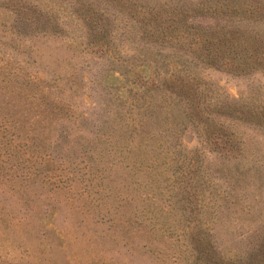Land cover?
Instances as JSON below:
<instances>
[{"label": "rangeland", "instance_id": "1", "mask_svg": "<svg viewBox=\"0 0 264 264\" xmlns=\"http://www.w3.org/2000/svg\"><path fill=\"white\" fill-rule=\"evenodd\" d=\"M0 264H264V0H0Z\"/></svg>", "mask_w": 264, "mask_h": 264}]
</instances>
